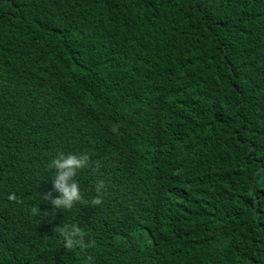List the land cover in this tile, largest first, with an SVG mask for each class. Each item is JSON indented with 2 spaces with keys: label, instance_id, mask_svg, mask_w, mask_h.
Returning a JSON list of instances; mask_svg holds the SVG:
<instances>
[{
  "label": "trees",
  "instance_id": "obj_1",
  "mask_svg": "<svg viewBox=\"0 0 264 264\" xmlns=\"http://www.w3.org/2000/svg\"><path fill=\"white\" fill-rule=\"evenodd\" d=\"M62 151L90 159L53 213ZM85 259L264 264V0H0V264Z\"/></svg>",
  "mask_w": 264,
  "mask_h": 264
},
{
  "label": "clouds",
  "instance_id": "obj_2",
  "mask_svg": "<svg viewBox=\"0 0 264 264\" xmlns=\"http://www.w3.org/2000/svg\"><path fill=\"white\" fill-rule=\"evenodd\" d=\"M89 159V155L85 152L62 151L48 161L47 168L54 173L50 176L53 188L41 194L42 199L50 200L53 205V213L57 210H63L64 212L71 210L78 202L83 200L81 185L76 176L78 172L89 165ZM104 188V180L98 178L95 184L96 195L91 201L93 204L99 205L102 203ZM53 192L56 194L53 195ZM41 211L39 203L31 208L33 214H39ZM54 232L60 239V246H64L68 251L80 249L81 253H84L92 243L87 238L86 229L76 222L64 220L56 225ZM84 264H91V260L85 259Z\"/></svg>",
  "mask_w": 264,
  "mask_h": 264
}]
</instances>
